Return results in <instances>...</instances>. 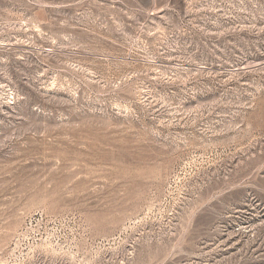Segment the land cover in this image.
I'll use <instances>...</instances> for the list:
<instances>
[{
	"label": "rangeland",
	"instance_id": "374dc122",
	"mask_svg": "<svg viewBox=\"0 0 264 264\" xmlns=\"http://www.w3.org/2000/svg\"><path fill=\"white\" fill-rule=\"evenodd\" d=\"M0 264H264V0H0Z\"/></svg>",
	"mask_w": 264,
	"mask_h": 264
}]
</instances>
